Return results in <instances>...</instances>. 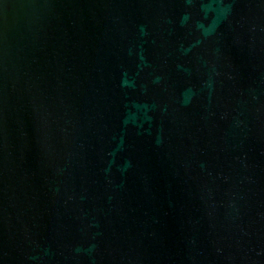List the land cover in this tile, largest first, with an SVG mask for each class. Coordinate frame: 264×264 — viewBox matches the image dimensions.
<instances>
[{
  "label": "water",
  "instance_id": "1",
  "mask_svg": "<svg viewBox=\"0 0 264 264\" xmlns=\"http://www.w3.org/2000/svg\"><path fill=\"white\" fill-rule=\"evenodd\" d=\"M0 264H264V0H0Z\"/></svg>",
  "mask_w": 264,
  "mask_h": 264
}]
</instances>
